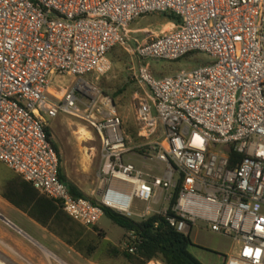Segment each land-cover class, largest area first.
Here are the masks:
<instances>
[{
	"label": "built area",
	"instance_id": "2783aa9c",
	"mask_svg": "<svg viewBox=\"0 0 264 264\" xmlns=\"http://www.w3.org/2000/svg\"><path fill=\"white\" fill-rule=\"evenodd\" d=\"M151 14L175 21L137 48L138 59L200 53L208 63L162 78L148 67L135 74L149 91L136 112L146 141L138 156L156 164L148 173L129 162L122 122L95 82L130 25ZM61 77L72 81L60 91ZM60 115L88 122L100 138L98 201L74 196L59 177L46 122ZM230 150L243 156L233 168ZM0 163L84 227L103 207L141 221L161 216L182 235L232 240L224 264H264V0H0ZM135 200L145 205L138 214Z\"/></svg>",
	"mask_w": 264,
	"mask_h": 264
},
{
	"label": "rangeland",
	"instance_id": "374dc122",
	"mask_svg": "<svg viewBox=\"0 0 264 264\" xmlns=\"http://www.w3.org/2000/svg\"><path fill=\"white\" fill-rule=\"evenodd\" d=\"M169 24V20L160 14L147 15L134 21L129 27L126 45L116 47L108 53L110 69L105 76L95 82V86L103 96L112 100L116 115L122 122V131L127 137L131 150L129 162L137 168H145L143 170L148 173L149 169L155 171L156 164L138 156L140 152L137 146L146 141H140L137 137L136 112L138 99L145 97L149 91L140 87L135 74L141 67H148L152 76L162 78L208 63V58L200 53H192L173 62L138 59L137 48L149 42L152 36L170 29ZM86 79L93 78L89 76ZM71 81L70 77L56 78L54 86L61 91L71 85ZM80 108L83 110V107ZM46 124L51 142L58 149L60 171L66 182L88 198L98 201L104 187H101L98 178L102 166V147L96 131L88 122L67 115L47 120ZM86 132L90 140L84 136ZM9 174L15 175L0 163V187L8 179L6 176ZM113 185H117V182L114 181ZM124 188L128 190L130 186L125 185ZM144 207L143 202L135 200L131 212L138 214ZM0 214L5 215L29 236L0 220V257L7 259L11 264H25L20 257L31 264H67L64 260L73 264V258L69 257L71 254L81 261L87 260L95 264H126L121 253L130 243V239H133L132 235L114 225L106 216L99 220L95 225L96 228L84 227L80 224L73 226L70 234L72 237L69 239L76 245H81L85 253L88 247L95 249L89 257H86L73 249L70 253L68 245L62 239L44 230L20 211L13 208L4 213L0 210ZM128 218L141 221L135 215ZM189 238L193 244L189 247V253L201 264H224L225 257L230 255L233 246L229 238L204 230L194 229ZM82 240L84 243L81 244ZM44 251L49 252L52 257H46ZM153 262L156 264L157 261Z\"/></svg>",
	"mask_w": 264,
	"mask_h": 264
},
{
	"label": "trees",
	"instance_id": "16d2710c",
	"mask_svg": "<svg viewBox=\"0 0 264 264\" xmlns=\"http://www.w3.org/2000/svg\"><path fill=\"white\" fill-rule=\"evenodd\" d=\"M161 15L167 18L170 23L175 21L172 14ZM47 134L50 137L48 129ZM51 144L58 154L57 147L52 142ZM242 159V155L230 150V168H233ZM6 177L8 179L0 187V197L3 200L49 233L62 239L68 247L77 253L86 257L93 253L95 250L93 247H88L85 253L81 245H76L69 239L72 237L70 234L74 224L78 223L64 213L59 203L40 194L16 174H9ZM59 177L66 182L61 171ZM68 187L74 196L88 198L73 185L68 184ZM102 210L103 215L109 218L114 225L135 238L134 240L130 239V243L121 253L126 264H149L153 261L160 264H201L189 253V247L193 246L189 236L178 233L163 217L152 216L144 221H134L106 207H103ZM82 243H84L83 240ZM130 248H133V252L129 251Z\"/></svg>",
	"mask_w": 264,
	"mask_h": 264
},
{
	"label": "crops",
	"instance_id": "0c3cea01",
	"mask_svg": "<svg viewBox=\"0 0 264 264\" xmlns=\"http://www.w3.org/2000/svg\"><path fill=\"white\" fill-rule=\"evenodd\" d=\"M169 25H171V27H172V24L170 23ZM14 207L13 206H11L8 202H6L5 200H3L1 197H0V210L2 211V213H4V212H8V210L10 209V210H12ZM15 209V208H14ZM17 210V209H16ZM23 214V213H22ZM1 215V214H0ZM4 215V214H3ZM23 215H25V214H23ZM26 216V215H25ZM3 217H5L8 221H10L11 223H12V221L10 220V219H8L5 215L3 216ZM13 224V223H12ZM14 225V224H13ZM15 226V225H14ZM16 227V226H15ZM18 230H20L22 233H24L26 236H28L25 232H23L20 228H18V227H16ZM45 230V229H44ZM29 237V236H28ZM31 239V238H30ZM70 251V253H71V251H73L72 250V248H68ZM69 257H72L73 259V264H95V263H93V262H90V261H87V260H85V261H81V260H79V259H77V258H75L74 256H72V254H71V256H69ZM64 262L65 263H67V264H70L69 262H67V261H65L64 260ZM123 264V263H122ZM149 264H155L154 262H150ZM156 264H160L159 262H156Z\"/></svg>",
	"mask_w": 264,
	"mask_h": 264
},
{
	"label": "bare ground",
	"instance_id": "6f19581e",
	"mask_svg": "<svg viewBox=\"0 0 264 264\" xmlns=\"http://www.w3.org/2000/svg\"><path fill=\"white\" fill-rule=\"evenodd\" d=\"M84 136L87 138V140H90V137H89V135L87 134V132L84 134ZM18 231V230H17ZM44 253H45V255L47 256V257H52V255L49 253V252H47V251H44ZM54 257V256H53Z\"/></svg>",
	"mask_w": 264,
	"mask_h": 264
},
{
	"label": "water",
	"instance_id": "95a60500",
	"mask_svg": "<svg viewBox=\"0 0 264 264\" xmlns=\"http://www.w3.org/2000/svg\"><path fill=\"white\" fill-rule=\"evenodd\" d=\"M0 220L3 221L4 223H9V222L7 221V219H6L5 217H3L2 215H0ZM11 227L14 228V229H16V230H18V229H17L15 226H13V225H11Z\"/></svg>",
	"mask_w": 264,
	"mask_h": 264
}]
</instances>
